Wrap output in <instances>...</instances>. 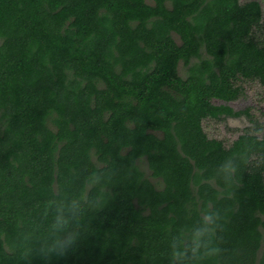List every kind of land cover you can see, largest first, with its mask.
<instances>
[{
  "label": "trees",
  "instance_id": "obj_1",
  "mask_svg": "<svg viewBox=\"0 0 264 264\" xmlns=\"http://www.w3.org/2000/svg\"><path fill=\"white\" fill-rule=\"evenodd\" d=\"M152 1L0 0V264H25L54 192L101 188L90 231L52 264H154L170 230L212 207L221 264H264V131L226 146L202 126L250 116L213 100L264 85L260 4ZM226 156L241 161L231 196L215 177Z\"/></svg>",
  "mask_w": 264,
  "mask_h": 264
},
{
  "label": "clouds",
  "instance_id": "obj_2",
  "mask_svg": "<svg viewBox=\"0 0 264 264\" xmlns=\"http://www.w3.org/2000/svg\"><path fill=\"white\" fill-rule=\"evenodd\" d=\"M241 161L233 156L223 158L215 168V177L222 182L225 193L231 196L238 184ZM92 187L95 181H88ZM102 188L91 195L73 198L53 193L42 210L45 221L43 233L34 245L24 247L21 258L31 264H52L72 252L78 241L89 231L88 219L106 203ZM225 210L212 207L189 213L185 220L170 230L163 247L156 253L154 264H221Z\"/></svg>",
  "mask_w": 264,
  "mask_h": 264
},
{
  "label": "rangeland",
  "instance_id": "obj_3",
  "mask_svg": "<svg viewBox=\"0 0 264 264\" xmlns=\"http://www.w3.org/2000/svg\"><path fill=\"white\" fill-rule=\"evenodd\" d=\"M241 3L247 0H239ZM261 7L262 21L264 22V0H257ZM148 3H153L152 0H146ZM264 32V28L260 34ZM259 34V35H260ZM175 40L180 43V39L176 34H173ZM205 54V52H203ZM178 73L184 77L186 75V66L182 61L178 65ZM238 84L242 88L241 95L232 101L225 102L223 100L214 99L213 103L227 104L234 110L248 109L250 116L241 115L238 117H225L222 119L206 118L202 121V126L209 138L221 140L224 145H230L238 135L249 132L255 133L258 136L264 131V85L257 81L239 80ZM141 169L149 177L150 171L147 168L145 160L139 163ZM150 180L157 184L158 188L161 183L158 179L150 177Z\"/></svg>",
  "mask_w": 264,
  "mask_h": 264
}]
</instances>
